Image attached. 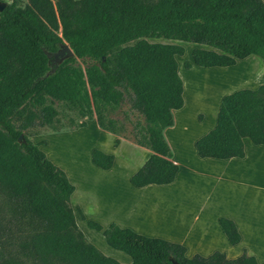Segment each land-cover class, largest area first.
Returning a JSON list of instances; mask_svg holds the SVG:
<instances>
[{"label":"trees","instance_id":"trees-1","mask_svg":"<svg viewBox=\"0 0 264 264\" xmlns=\"http://www.w3.org/2000/svg\"><path fill=\"white\" fill-rule=\"evenodd\" d=\"M147 38L207 47L191 51L201 67H227L250 55L264 66V0H10L0 11V264H120L84 236L69 203L73 185L22 132L35 119L50 125L58 101L117 135L106 115L126 102L139 116L130 141L151 152L130 183H170L178 166L163 130L183 103L175 56L184 50ZM64 43L72 54L55 60ZM244 137L264 144V83L224 94L214 126L193 146L199 157L241 158ZM113 158L90 150V161L102 169ZM86 225L127 254L128 264H259L245 251L187 257L179 243L113 222ZM218 225L229 244L240 240L231 219L220 216Z\"/></svg>","mask_w":264,"mask_h":264},{"label":"crops","instance_id":"crops-1","mask_svg":"<svg viewBox=\"0 0 264 264\" xmlns=\"http://www.w3.org/2000/svg\"><path fill=\"white\" fill-rule=\"evenodd\" d=\"M190 65L189 68L193 66L212 68L197 66L193 61ZM234 66L235 64L227 67ZM182 101V106L172 111L173 125L163 130L171 151L170 159L178 166L173 180L167 184L133 186L129 177L149 156L150 150L101 129L94 116L86 119L82 127L49 130L34 134L29 139L38 145L53 164L64 171L68 181L73 185L69 203L73 208L74 220L84 236L104 255L114 258L120 264H128L130 257L108 246L100 231L96 232L86 225L87 220H93L103 227L113 222L119 227L130 228L139 234L179 243L185 247L184 255L187 257L193 254L206 256L213 251H219L227 258H234L245 251L260 264L264 262V210L244 212V207L250 209L251 204L264 205V144L254 145L244 137L242 139L244 155L241 158L199 157L193 142L214 126L217 109L214 110L208 126L196 135L190 136L186 132L185 122L188 114L184 112L185 99L182 98ZM203 117L202 114L199 120H203ZM196 118L198 120V115ZM85 129L92 130L96 135H106L111 146L104 145L103 141L99 142L101 145H95L96 147L88 145L86 161L79 160V153L75 152L72 146H63L68 151L64 158L55 155L50 149L51 144L61 147L64 138ZM115 138L119 140L116 146L113 144ZM124 142L144 149V161L141 164L128 168L126 160L120 159L114 153V150L119 149ZM92 148L113 155L112 165L108 169H102L90 161ZM237 165L240 167H236ZM245 165L249 166L250 170ZM251 174H256L257 178H252ZM158 189L164 191L161 196L150 192ZM144 191L147 192L143 193ZM145 204L151 206L156 215L163 213L165 221L160 223L156 220L138 219L139 207ZM236 204L241 210L238 214L234 212ZM77 208L84 220L77 212ZM220 216L234 222L240 235V240L236 244H229L222 233L218 225ZM244 217L250 224V231ZM144 221L157 225L158 229L150 228ZM168 225L170 229L167 228ZM197 233L200 234L198 238ZM249 240L260 242L255 247Z\"/></svg>","mask_w":264,"mask_h":264},{"label":"rangeland","instance_id":"rangeland-1","mask_svg":"<svg viewBox=\"0 0 264 264\" xmlns=\"http://www.w3.org/2000/svg\"><path fill=\"white\" fill-rule=\"evenodd\" d=\"M7 1V0H3ZM25 2V0H20V3ZM149 42H160V43H171L178 44L183 47V54L176 55L175 60L177 64V73L182 81L183 88V100L185 99V109L184 112L188 114L186 118V132L188 135L193 136L199 133L200 130L204 129L210 123L212 119V114L215 109H218L219 101L224 94L230 93L234 90L241 88H256L259 84L264 83V66H262L260 60L253 55L247 56L243 59H239L235 62V66L231 67H212L211 69H203L193 66L189 69L186 67V63L191 64L192 57L191 51L194 48H207L203 45H198L192 42H184L178 40H168L163 38H147ZM134 41L128 42L132 44ZM79 65H82L78 61ZM53 107L56 110V115L53 117L52 123L50 125H39L38 121L33 120L30 125L22 133L29 139L30 136L34 134H39L41 132H46L49 130H69L77 127L81 121L86 122V116H81L78 112L67 107L61 102H54ZM203 114V120H199ZM198 115V120H197ZM108 118L115 120V128L118 130L116 136L127 137L126 140L130 141V130L133 123L139 118V116L132 110L129 109L126 102L122 103L114 112L108 113L106 115ZM93 117V116H92ZM22 120V116L18 119H13V123L16 126ZM199 122V123H198ZM103 141L104 145L111 146V143L106 135L95 134L92 130L86 131L82 130L76 132L75 134L66 137L62 140V146L57 147L54 144L50 145L52 152L64 158L67 154V148H63L65 145L73 147L75 152L79 153V160L86 161V149L88 145L100 144ZM124 142L119 149H115L114 153L120 159L126 160L127 167L131 168L135 165H139L144 161L145 151L144 149L137 147L136 145ZM101 145V144H100ZM236 167H240L237 165ZM248 170L250 167L245 165ZM242 168V166H241ZM252 178L256 179V174H251ZM121 180V178H120ZM236 186V185H235ZM147 191H144L145 193ZM156 196H161L163 194V189L150 191ZM236 192H242L241 190H236ZM163 205V204H161ZM168 206V205H166ZM237 204L234 208L235 213H240L241 210L238 209ZM241 209V207H240ZM263 209L264 205L251 204L249 207H244V212L246 211H259ZM152 207L145 204V206L139 207L137 213L138 219H148L156 220L160 223L165 221V216L156 215L152 211ZM245 214V213H244ZM83 218V217H82ZM80 221V218H77ZM246 226L250 228V224L247 223ZM84 220V219H83ZM149 221H144L146 225H150V228L158 229L157 225L150 223ZM81 225L84 226L82 223ZM170 229V225L168 227ZM251 228L249 229V231ZM97 232V231H96ZM196 237H200V234H196ZM88 240V239H87ZM251 245L257 247L260 241H251ZM257 242V243H255ZM257 244V245H256ZM263 244V243H260ZM262 249V248H260Z\"/></svg>","mask_w":264,"mask_h":264},{"label":"water","instance_id":"water-1","mask_svg":"<svg viewBox=\"0 0 264 264\" xmlns=\"http://www.w3.org/2000/svg\"><path fill=\"white\" fill-rule=\"evenodd\" d=\"M6 2L3 0H0V11L3 9L5 6ZM72 54L70 48L66 43H64L53 55L54 59H61L64 55L65 56H70ZM21 140V135L17 137V141ZM171 262L173 264H178L174 259H171Z\"/></svg>","mask_w":264,"mask_h":264}]
</instances>
